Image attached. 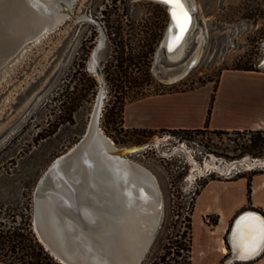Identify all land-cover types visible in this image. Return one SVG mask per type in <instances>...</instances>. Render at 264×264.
Returning <instances> with one entry per match:
<instances>
[{"label": "rangeland", "instance_id": "rangeland-1", "mask_svg": "<svg viewBox=\"0 0 264 264\" xmlns=\"http://www.w3.org/2000/svg\"><path fill=\"white\" fill-rule=\"evenodd\" d=\"M245 1L194 0V24L185 40L183 55L177 60L163 58L159 61L158 51L169 20L165 5L152 0H75L72 12L84 18L68 16L50 34L43 35L41 42L26 46L0 71V133L11 125L8 134L0 139V207L19 208L30 204L33 211L34 191L40 178L57 157L78 143L98 106L99 127L117 147L149 144L129 158L154 175L163 197L164 212L160 229L141 264H151L165 254L168 260L180 249L181 256L172 261L173 264H201L217 253L218 240L213 238H226V234H211L219 223V216L198 209L199 195L208 183L221 189L226 182L243 175L251 178L255 172L264 170V166L238 165L224 168L225 171H206L190 180L193 170L190 156L199 165L209 154L222 159L224 164L244 158L262 160L264 155L253 157L250 153L251 140L258 132L240 131L217 136L205 129L190 132L160 129L153 130L155 133L151 135L142 132L143 129L130 127V121L142 120L141 107L137 108L130 101L125 104L123 124L119 126L110 107H106L111 97L109 86L106 82L100 85L91 61L100 45L96 61L104 74L111 54L110 27L120 23L123 34L139 33L141 36L140 22L152 18L161 23L151 67L153 77L162 84L159 92L200 88L201 93H207L220 81L226 71L224 68L233 67L246 52L258 53L259 58L253 61L264 72V65L260 66L264 59V40L256 42L255 38L262 20L253 24L242 18L241 7ZM198 36L204 43L197 64L184 78L173 83L166 81L192 59L199 46ZM52 75L53 80L40 99L22 114V97L30 91H38ZM229 81L227 76L222 87ZM203 82L206 84L202 85ZM150 90L154 91V87ZM166 134L196 139L199 147L194 145L193 149L182 152L176 139ZM156 138L160 139L158 145L152 144ZM218 201L220 198L216 199ZM187 246L191 249L188 259L182 250ZM201 251L204 253L198 254ZM227 259H222L221 264Z\"/></svg>", "mask_w": 264, "mask_h": 264}, {"label": "bare ground", "instance_id": "bare-ground-1", "mask_svg": "<svg viewBox=\"0 0 264 264\" xmlns=\"http://www.w3.org/2000/svg\"><path fill=\"white\" fill-rule=\"evenodd\" d=\"M74 1L75 0H36L35 5L37 7H44L45 11L50 12V14L45 13L47 16L43 14H38L36 16L31 15L32 17L30 16L31 18L29 17L27 19L30 20L28 21L29 29L26 28L23 31L24 35L22 36L20 44L15 52L7 58H0V67L3 66L4 68V64L6 62L9 63V59L25 49L24 45L28 41L33 40L35 43L39 42L43 35L47 34L49 29L55 28L65 20L68 15L65 13L64 8L68 7V9L72 11ZM152 1L162 3L161 0ZM181 3L189 13V16H192V23L188 31L183 33L186 34L182 39L180 46L175 52L171 53L170 51H172L174 46L173 43L178 41L176 37L181 36L179 29L173 26V21L171 22L163 41V44L166 45L167 52L169 53L168 60H177L183 55L185 40L194 24L193 13L196 8L194 0H191V3L189 4L187 0H181ZM162 4L166 6L167 10L170 9L168 5L164 3ZM23 11L25 14H29L30 9L24 7ZM82 18H84V16H78L79 20ZM175 32H178L176 37L173 36ZM198 41L199 48L202 46V41L204 42V40L201 36H198ZM196 52L194 56L196 55ZM199 55L200 54H198L197 60L200 58ZM95 67L94 60L92 59L91 68L95 69ZM183 73L171 75L169 77V82L173 83L177 79H180ZM95 113L92 122L96 118ZM94 133H96V129L94 130ZM159 142L160 139L156 138L152 141V144L158 145ZM119 148L120 147H117L113 143L112 139L106 135L104 137V134L100 135L97 132V135L92 137L89 147H87L84 154L74 158L72 162L55 171L42 188V192L36 202L37 217L41 221L44 220L48 225L51 224V226L55 227L56 231L60 233L59 241L55 240L57 241L58 247H60L67 256L78 259L81 257V259L86 260L89 264L91 261L92 263H99V259L104 262H118L116 261L118 256L122 257L121 260L124 259L125 255L133 248L132 244H137L135 243V239L139 240V236L135 233L136 230L133 226H138L143 229L147 223H149L147 210H152L156 201L161 199L159 195L160 190L154 175H152V173L145 167L132 161L129 158V155H115L114 151ZM190 160L193 163V170L189 177L190 180H194L197 175H202L206 171H221L224 170V168L230 169L237 167L238 165L248 166V168H252L255 165L264 166V159L248 160L247 158L224 164L222 159H218L212 154H209L205 158L202 165H199L192 156H190ZM119 179H121L120 182ZM141 189L142 191H140ZM119 190H122L121 193ZM123 191H125V193H123ZM73 198L81 201L80 204L82 205L85 218H88L92 224L96 221V224H98V230L105 229L110 232L108 243L101 244V242L96 239L95 234H92L88 230L86 232L80 230L82 232H78V234L72 238L70 237L71 234L68 230H70L74 224L69 227L67 221H64L61 216L56 215L55 208L56 206L58 208V204L67 206ZM85 203L95 207L100 206L106 208L110 217L111 214L115 216L116 212L123 207L122 209L125 212L127 220H129L130 228L129 224H115L111 223V221L106 218L95 217V212L91 213ZM249 217L264 222V219L259 214L247 212L237 221L233 232L230 234V230L227 233L229 248L232 256L236 260H243L254 256L260 252L264 245V241H259L258 248L254 252L247 255L245 254L244 250L249 247L250 241L246 239L248 236V228L245 224V220H242V218ZM254 222L255 221H253V223ZM223 225L224 222L221 219L220 224L215 228V231L211 232V234H219L220 236L224 230ZM76 229L78 230L79 228L77 227ZM197 232H199V230ZM213 240H218L216 250L221 254H228V250L222 238H213ZM104 249L108 254L103 251ZM228 263L229 262L227 261L226 264Z\"/></svg>", "mask_w": 264, "mask_h": 264}, {"label": "crops", "instance_id": "crops-1", "mask_svg": "<svg viewBox=\"0 0 264 264\" xmlns=\"http://www.w3.org/2000/svg\"><path fill=\"white\" fill-rule=\"evenodd\" d=\"M227 76L230 81L222 87V81ZM212 90L213 86L207 93H201L198 88L136 100L133 103L137 108L141 107L142 120L130 121V127L147 130L204 129ZM207 129L230 132L264 131V72L226 70L222 73ZM248 179L243 175L226 182L221 189H215L208 183L199 195L198 209L205 214L212 212L219 216V223L215 228L223 220V235L226 234V238L223 237L222 240L228 250L225 255L215 248L217 253L201 264H221V260L225 258L228 259L223 264L227 261L228 264H264V245L253 257L236 260L228 244L227 233L240 213L254 211L264 219V170L250 178L249 195ZM217 198H220V203L216 202ZM203 244L207 243L203 241ZM199 253L203 254L204 251Z\"/></svg>", "mask_w": 264, "mask_h": 264}, {"label": "trees", "instance_id": "trees-1", "mask_svg": "<svg viewBox=\"0 0 264 264\" xmlns=\"http://www.w3.org/2000/svg\"><path fill=\"white\" fill-rule=\"evenodd\" d=\"M242 18L258 24L260 20L261 26L257 30L255 38L256 42L264 40V0H247L242 3ZM239 13V12H238ZM234 17V16H233ZM233 21V20H231ZM142 24V25H141ZM160 22L154 19H146L140 22V31L142 35L135 34L127 36L123 34L120 23L117 26L110 27L108 38L111 41V54L105 65L104 78L106 85L110 89V99L107 108L112 111L114 121L122 126L124 107L127 101L134 102L142 98L164 94L159 92L162 84L157 83L151 73L153 57L156 52L158 39L160 37ZM136 39V42H132ZM254 55H257L256 57ZM257 52H248L240 57L231 68L225 70L237 71H261L257 63L253 60L258 59ZM208 82H211L208 81ZM219 80L214 84L211 93L210 105L208 108L205 130H208L210 115L213 108V102L218 89ZM203 82L202 85H205ZM154 87V91L150 89ZM113 93V94H112ZM112 97L114 99H112ZM167 130V129H161ZM167 131H203L196 130H167ZM142 132L153 135L155 131L143 129ZM217 136L227 135L230 131L213 130ZM237 132L240 131H231ZM251 132V131H249ZM258 136L251 140L250 153L253 157H262L264 155V131H256ZM256 149H258L257 152ZM241 157V156H240ZM255 172L253 175L257 174ZM250 194V178L248 179V195ZM30 204L22 207H0V263L3 264H61L54 256L45 248L39 240L33 225V213ZM190 224V220H188ZM189 229V228H188ZM180 249V248H179ZM181 250V249H180ZM180 250L174 254L175 257L166 260L165 254L158 261L155 260L151 264H173L177 257H180ZM186 252V259L189 258L190 248H182ZM170 253V252H169ZM157 261V262H156Z\"/></svg>", "mask_w": 264, "mask_h": 264}, {"label": "water", "instance_id": "water-1", "mask_svg": "<svg viewBox=\"0 0 264 264\" xmlns=\"http://www.w3.org/2000/svg\"><path fill=\"white\" fill-rule=\"evenodd\" d=\"M35 2H36V0H0V58H7L8 56H11L13 52H15L18 45L20 44L22 36L24 35L23 31L26 28L29 29L28 21H30V20H27V19L31 15L36 16L38 14L39 15L43 14V15L47 16V14H45V13L50 14V12L45 11L44 7H41V6L37 7L35 5ZM24 7H27L30 9L29 14L24 13V11H23ZM64 11L68 16H71L75 19H78V17L74 16L73 12L71 10H69L68 7L64 8ZM170 12H171V10L168 9L170 20H169L166 32L169 29L171 22H172ZM191 23H192V18L190 20V24L187 26L186 31H188V29L190 28ZM53 30H55V28L49 29L47 31V34H50ZM177 34H178V32H175L173 34V36L176 37ZM185 34H183V37L181 39H179L177 42L175 41L173 43L174 46H173L172 51H170L171 53L175 52L177 50V48L180 46L182 39L184 38ZM165 36H166V33H165V35L161 41L159 51H158V60L159 61L163 58H165L167 61H170V60H168V54L169 53L167 52L166 45L163 44ZM42 39H41V41H42ZM41 41H39V42H41ZM32 43L34 44L33 46H36L38 44V43H35L33 40H30L24 45V48L26 46H28L29 44H32ZM202 43H204V42L202 41ZM99 49H100V45L95 49V51L92 55V59L94 60V64L96 66L95 70L97 72V76H98L100 85L104 86L105 85V78H104V75L102 73V70L97 65V61H96V57H97V53L99 52ZM202 49H203V44H202V46H200L198 48L196 55L193 57V59H191L189 61L188 65H185L179 72H177L178 74L184 72L182 74V76L180 77V79L187 76L189 71L197 64V62L199 60V59L197 60L198 54H200L199 56H201ZM18 54L19 53L14 55L11 59H9L8 62L13 60ZM7 64L8 63L6 62L4 64V66L6 67ZM262 65H264V59L261 60V62H260V66H262ZM2 68H3V66L0 67V71L2 70ZM177 73H175V74H177ZM53 76L54 75H52L49 78V80L38 91H36V90L30 91L22 97V104L24 107L22 114L28 112L29 108L32 105H34L40 99L44 90L48 87V85L53 80ZM166 81H169V77L166 78ZM96 110H95L96 113L94 112L96 114V118L94 119L93 122L91 120L86 132L81 137V139L78 141V143L73 148H71L68 152L60 155L59 157H57L53 161V163L45 171L44 175L40 178V180H39V182L35 188V191H34V207H33L34 230H35L39 240L45 246V248L54 256L55 259L59 260V262L62 264H89V262H87L84 259H81V257L78 259L75 257L67 256L66 253L64 251H62V249L60 247H58L56 240L59 241V238H60L59 234L60 233L57 232L55 227H52L51 224L48 225L47 223H45L44 220L41 221L37 217L36 202L39 198V195L42 192V188L44 187L46 181L55 173V171H57L60 167L72 162V160L74 158H77L78 156H82L84 154V152L86 151L87 147H89V143H90L92 137L94 135H97V132L100 135L104 134L103 131L101 130V128L99 127V117L100 116H99V110L97 107H96ZM10 128H11V125L7 126L6 128H4L2 130V132L0 133V139L4 138L8 134ZM95 129H96V133H94ZM104 137H105V134H104ZM148 147H149V144H141V145H134L131 147L119 148L116 151H114V154L118 155V156L119 155L127 156V155H131L133 153H137V152L144 150ZM120 180L121 179H119V182H120ZM122 190H125V189H122ZM122 190H119V192L121 193ZM140 191H142V189ZM123 193H125V191H123ZM160 193H159V195H160L161 199L159 201H156L155 206H154V208H152V210H147L148 215H149L148 216V219H149L148 222L149 223H147V225L143 229H141L138 226H133L136 230L135 233L139 236V240L135 239L136 240L135 243H137V244H135V245L132 244L133 248L131 249L130 252H128L125 255V258L121 260L122 257L118 256V258L116 260L118 262H115V261L104 262L103 260L99 259V261H98L99 263H92V261H91L90 264H141L142 263L146 254L148 253L150 247L152 246V244L156 238V235L158 233V230L160 229V226H161L163 212H164V201H163L162 194H160ZM80 202L81 201L73 198V199H71V202L67 206H63V204H58V208H57V206L55 208L56 213H57L56 215L61 216L64 221H67L69 223L68 224L69 227H70V225L72 226V224H74L71 227V229L68 230V232L71 234L70 237L72 238L73 236L78 234V232H82L80 230H84L85 232L88 230L92 234H95L96 239L98 241H100L101 244L108 243L110 232H108L105 229L98 230V228H97L98 224H96L97 223L96 221L94 224H92V222H90L88 220V218H85V216L83 214V210H82V205L80 204ZM85 205L89 208L91 213L95 212V214H94L95 217L106 218V219L110 220L111 223H115V224H118V223L129 224V220H127V217L125 216V212L122 209L123 207H121V209L116 212L115 216L113 214H111V217H110V215H108L109 212L104 207H100V206L95 207V206H91L87 203H85ZM247 212L249 213V212H254V211H244V212L240 213L235 218V220L233 222L230 234L233 232L234 227L237 224V221ZM104 216H106V217H104ZM77 227L79 228L78 230L76 229ZM129 228H130V224H129ZM98 231H100V232H98ZM137 240H138V242H137ZM103 251L105 252V249ZM106 254H108V253H106ZM70 258H72V259H70Z\"/></svg>", "mask_w": 264, "mask_h": 264}, {"label": "snow or ice", "instance_id": "snow-or-ice-1", "mask_svg": "<svg viewBox=\"0 0 264 264\" xmlns=\"http://www.w3.org/2000/svg\"><path fill=\"white\" fill-rule=\"evenodd\" d=\"M161 2L170 7L173 26L178 28L181 33V36H178L177 40L181 39L182 34L187 30V26L190 24L191 17L189 13L183 7L181 0H161ZM242 220H245V224L248 228V236L246 239L250 241L249 247L244 250L247 255L258 248L259 241H264V222L255 220L253 217L242 218ZM253 221L255 222L253 223Z\"/></svg>", "mask_w": 264, "mask_h": 264}, {"label": "built area", "instance_id": "built-area-1", "mask_svg": "<svg viewBox=\"0 0 264 264\" xmlns=\"http://www.w3.org/2000/svg\"><path fill=\"white\" fill-rule=\"evenodd\" d=\"M165 136L168 137V138L176 139V142L178 144L179 150L182 151V152L193 149L194 145L199 147L196 139L181 138V137L176 138V136L170 135V134H166Z\"/></svg>", "mask_w": 264, "mask_h": 264}]
</instances>
